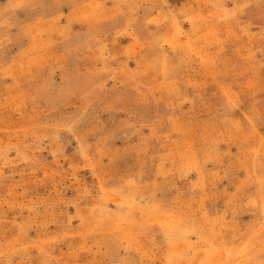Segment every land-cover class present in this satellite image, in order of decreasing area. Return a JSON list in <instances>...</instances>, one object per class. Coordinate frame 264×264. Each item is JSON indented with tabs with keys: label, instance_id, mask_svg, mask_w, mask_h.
I'll list each match as a JSON object with an SVG mask.
<instances>
[{
	"label": "rangeland",
	"instance_id": "374dc122",
	"mask_svg": "<svg viewBox=\"0 0 264 264\" xmlns=\"http://www.w3.org/2000/svg\"><path fill=\"white\" fill-rule=\"evenodd\" d=\"M0 264H264V0H0Z\"/></svg>",
	"mask_w": 264,
	"mask_h": 264
}]
</instances>
